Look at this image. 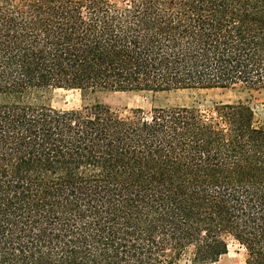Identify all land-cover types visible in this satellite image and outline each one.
I'll return each instance as SVG.
<instances>
[{"label": "trees", "instance_id": "16d2710c", "mask_svg": "<svg viewBox=\"0 0 264 264\" xmlns=\"http://www.w3.org/2000/svg\"><path fill=\"white\" fill-rule=\"evenodd\" d=\"M264 89V0H0V264H264V125L45 88Z\"/></svg>", "mask_w": 264, "mask_h": 264}, {"label": "rangeland", "instance_id": "374dc122", "mask_svg": "<svg viewBox=\"0 0 264 264\" xmlns=\"http://www.w3.org/2000/svg\"><path fill=\"white\" fill-rule=\"evenodd\" d=\"M37 102L55 109H77L84 105L100 103L120 116L140 110L149 115L153 108L189 107L213 114L214 107L222 103L243 101L252 110L254 126L264 125V89L251 88H187L155 91L99 90L81 92L75 89L45 88L34 94ZM245 250L233 238L227 239V252L214 263H198L191 250H186L177 264H245Z\"/></svg>", "mask_w": 264, "mask_h": 264}]
</instances>
